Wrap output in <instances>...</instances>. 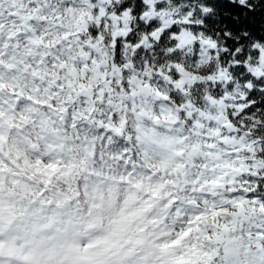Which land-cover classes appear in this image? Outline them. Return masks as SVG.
Returning a JSON list of instances; mask_svg holds the SVG:
<instances>
[{"label": "snow or ice", "instance_id": "1", "mask_svg": "<svg viewBox=\"0 0 264 264\" xmlns=\"http://www.w3.org/2000/svg\"><path fill=\"white\" fill-rule=\"evenodd\" d=\"M0 264H264V0H0Z\"/></svg>", "mask_w": 264, "mask_h": 264}, {"label": "clouds", "instance_id": "2", "mask_svg": "<svg viewBox=\"0 0 264 264\" xmlns=\"http://www.w3.org/2000/svg\"><path fill=\"white\" fill-rule=\"evenodd\" d=\"M191 51V50H189ZM181 63H185L186 67L192 71H199L201 69L207 70V62L204 60H201L199 62H193L191 58H189L187 61H185L183 58L181 59ZM217 67H218V62H217Z\"/></svg>", "mask_w": 264, "mask_h": 264}]
</instances>
